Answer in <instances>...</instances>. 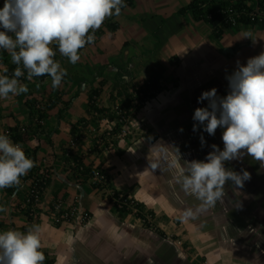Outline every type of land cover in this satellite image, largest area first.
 <instances>
[{
  "label": "crops",
  "instance_id": "crops-1",
  "mask_svg": "<svg viewBox=\"0 0 264 264\" xmlns=\"http://www.w3.org/2000/svg\"><path fill=\"white\" fill-rule=\"evenodd\" d=\"M189 1L134 0L133 6L114 16L118 29L114 32L105 30L94 43L79 50L80 60L75 65L53 46L57 53L54 59L68 74L91 80L101 66L105 68L92 83H82L78 96L73 98L77 84L63 79L56 88L61 100L47 110L48 117L41 122V131H35L19 142L23 150L28 149L31 153L35 150L36 164L47 161L50 181L43 190L37 215L32 221H28L23 212L29 180L21 178V185L11 194L0 189V206L5 208L0 212V230L24 231L30 225H39L41 251L54 260L52 264H196L198 257H202L205 264H264V238L259 240L256 236L263 233L264 226L260 220L258 225L251 224L258 217L257 211L264 210V201L252 204L250 193L254 190L247 184L248 180L242 188L227 182L222 200L214 206L201 208V201L186 195L180 185L175 184L172 170L166 161L158 158V148L152 147L157 142L172 145L179 149L181 160L187 161L186 155L202 153V147L194 146L188 139L197 141L200 132L199 123L192 117L196 108L203 107L202 101L198 103L197 100L203 92L204 82L220 74L228 75L229 66L235 65L236 60L241 62L243 58L246 64L248 58L264 52V37H245L227 45L224 37L229 31L215 39L209 24L194 20L190 14H174ZM3 3L4 0H0V8ZM119 31H125V36L116 41ZM127 41L132 42L130 49L123 50L124 55L118 57V49ZM238 44L242 46L239 50L235 49ZM171 58H176L174 66ZM117 67H127L134 82L142 73L144 79L151 69L161 67L164 69L161 82L174 73L177 85L147 100L131 117L129 121L140 135L131 138L127 133L129 142L110 143L107 148L105 143L109 138L105 140L104 134H109L113 121L88 108L87 94L91 87L97 86L98 80L105 79L97 105L114 111L121 102L119 98L113 104L110 97L111 94L119 96L112 89ZM3 69L4 64H0V73ZM110 75L112 77L108 78ZM21 83L27 85V93L0 99L2 132L17 122L21 125L29 123L24 104L27 97L42 98L52 93L50 78L41 82L33 78ZM109 83L111 85H107ZM138 86L128 85V92ZM12 97H17V102H12ZM69 99L70 105L58 115V110L64 106L62 101ZM81 118L87 124L79 140L73 142L71 129ZM193 124L197 125L196 131H193ZM68 148L78 154L85 165L101 169L119 194L152 210L154 215L149 217L150 223L166 236L145 227L143 220L133 212L114 210L107 197L91 186L92 177L84 181L71 178L62 159V152ZM153 161L159 164L156 170L150 168ZM224 166L236 172L245 170L244 163L225 162ZM58 200L64 205L74 202L89 210L90 220L84 225H55L48 213ZM186 208L193 209L195 216L185 218L183 210ZM187 248L192 252L188 254Z\"/></svg>",
  "mask_w": 264,
  "mask_h": 264
},
{
  "label": "clouds",
  "instance_id": "clouds-1",
  "mask_svg": "<svg viewBox=\"0 0 264 264\" xmlns=\"http://www.w3.org/2000/svg\"><path fill=\"white\" fill-rule=\"evenodd\" d=\"M126 7L125 0H4L0 8V50L8 53L16 67L11 75L7 68L0 73V99L28 92L19 79L25 72L28 81L47 75L51 87L58 88L67 70L54 59L57 53L53 46L75 65L80 60L79 50L94 42L95 32L105 19L119 16ZM243 37L251 38L252 33L245 32ZM226 79L227 95L219 97L216 88L202 92L197 102L207 100L208 105L196 108L192 117L209 135H214L218 127L223 129V150L213 144L204 160L187 161L181 160L177 147L163 142L152 146L158 148V158L172 170L175 184L201 201V208L221 201L227 182L242 188L251 178L246 170L226 169V161L247 154L264 168V52L248 58L245 65L237 61V69ZM196 129L193 124V131ZM35 164L21 143L0 131V189L19 187L21 178ZM149 165L152 170L159 167L156 161ZM4 211L0 206V212ZM183 216L194 217L195 213L186 208ZM40 232L36 224L24 231L0 230V264H44Z\"/></svg>",
  "mask_w": 264,
  "mask_h": 264
},
{
  "label": "trees",
  "instance_id": "trees-1",
  "mask_svg": "<svg viewBox=\"0 0 264 264\" xmlns=\"http://www.w3.org/2000/svg\"><path fill=\"white\" fill-rule=\"evenodd\" d=\"M128 6H133L134 0H125ZM124 9V8H123ZM174 14L184 16L190 14L191 17L196 21H203L211 26L212 36L215 39H220L222 35L229 31H237L240 27L244 28H256L259 30H264V0H190L186 5L178 8ZM113 17L105 19L100 29L95 32V40L101 36L105 30L109 32H114L118 29V23L113 21ZM3 29L0 28V31ZM93 42V43H94ZM125 44V43H124ZM240 44L236 45L237 49ZM0 64H4V68L8 69V75H11L12 71L16 65L11 63V58L7 52L0 50ZM105 66H101L96 75L91 80H87L84 77H78L68 74L63 78L71 80L77 84V89L72 95L73 97L78 96L79 88L82 83L90 82L92 83L98 76H101ZM161 70V67H159ZM4 70V69H3ZM3 72V71H2ZM37 82H41L46 78H50L47 75L34 77ZM162 75L158 69H151L150 73L142 80L141 84L133 91L128 92V85L132 79V74L128 68L117 67L115 78L112 82V89L116 90L120 96L121 102L119 107L124 110V114L127 117H133L137 111L144 105V103L150 98L156 96L159 92L170 87L177 85L174 80L171 85H165L161 82ZM20 81H27V73L19 78ZM105 84V79H100L97 81V86L91 87L87 94V106L90 110L95 111L97 114H101L109 117L111 120H115V123L110 130L109 135L116 133L120 128L122 122L118 120V115L115 111H111L107 107L98 106V97L101 94L102 87ZM120 88V89H116ZM61 100L60 91L58 89H52V93L45 95L42 98H37L34 96L27 97L24 100V104L27 108L29 123L27 125H21L18 122L7 127L10 138L14 142L25 141L28 134H34L35 131H41L42 121L48 117L47 110L52 108L58 101ZM71 99L67 101H62L63 107L58 110V115L63 112L70 105ZM85 119H79L71 129V139L73 142L79 140L83 127L87 122H83ZM25 127L24 131H21V127ZM4 130V131H5ZM3 131V132H4ZM5 133V132H4ZM106 140V138L104 137ZM105 146L109 148V144L106 141ZM67 150L68 153H67ZM26 156L35 160V150L32 153L28 149H24ZM62 159L64 163L68 166L66 170L70 172V177L75 178L78 181H84L90 177L94 178L95 172L103 175V179L100 181L93 179L91 186L101 192L102 196H106L110 206L116 211L129 210L134 213V215L143 220V225L147 228H152L161 236H166L165 232L159 228L153 227L149 221V217L154 215V212L150 209H145L143 203L132 199L124 194H119L117 190L113 187L109 177L101 170L90 165H85L81 157L78 154L73 153L69 148L62 152ZM43 167V168H42ZM42 168V173L39 170ZM51 170L50 167L41 162V164H35L26 176L22 177L25 180H29L26 195L24 198V208L23 212L27 217L28 221H32L30 211L31 208H35L38 211V207L35 204H39L44 188L48 185L50 181ZM39 192L38 203H34L30 195V188L32 182L36 183ZM15 188H6L4 192L6 194H11ZM34 206V207H32ZM36 206V207H35ZM55 225H59L58 223ZM46 257L44 264H52L53 259L49 258L47 253L44 252Z\"/></svg>",
  "mask_w": 264,
  "mask_h": 264
},
{
  "label": "rangeland",
  "instance_id": "rangeland-1",
  "mask_svg": "<svg viewBox=\"0 0 264 264\" xmlns=\"http://www.w3.org/2000/svg\"><path fill=\"white\" fill-rule=\"evenodd\" d=\"M245 32H251L253 38H262V37H264V30H259V29H256V28H245L244 29V27H240V29L237 30V31L229 30V34L224 37L227 45L231 44L232 42H236V41L239 42V41L244 40L245 37H243V36H244ZM124 36H125V31H119L117 33V35L115 36V40L116 41H121L124 38ZM130 45H132V42L127 41V43H125L124 46H122L120 49H118V57L120 55L123 56L124 55L123 54V50L130 49ZM257 46H258V42H257ZM116 50H117V48H116ZM228 55H229V53H228ZM175 59L174 58L170 59V60H172L171 61V65L172 66L175 65ZM241 60L242 61L239 62V64L240 65H245L243 58ZM221 69L223 70V67ZM236 69H237V60L235 61V65L229 66V69L227 70L228 72L225 71L226 73H229L228 75L220 74L218 77L209 79L206 82H204V84H203V92L204 91H208V90H210L212 88H216L217 95L219 97H223V96L227 95V93L229 91V87H228V80L226 79V77L230 76ZM158 70L160 71V73L162 75V73L164 72V69L160 70V68H158ZM169 75H167V76H169V79L167 78L166 81L162 82V84L171 85V83L174 80L177 81V76L174 73H171ZM111 77L112 76L110 75L108 78H111ZM142 77H144L143 73H142L141 77L140 76L138 77V80L136 82L131 81L129 83V85H139V83L141 84V82H142L141 80L143 79ZM107 85H111V84L109 83ZM110 92L111 91H108V94H110ZM110 97L113 100V104L117 101L116 99L120 98L117 94H114V95L111 94ZM15 98H17V97H12L11 101L12 102H17L18 98L17 99H15ZM202 104H203L202 105L203 107H207L208 101L204 100V101H202ZM130 119L131 118L128 117L127 121L122 122L123 124H121L122 125L121 128L122 127L126 128L127 129V133H130L128 135H130V137L132 138L133 135L134 136L140 135L141 132L139 130H136L137 128L129 121ZM112 121H113L112 125H114L115 120L113 119ZM199 127H200V132L197 133V135H198L197 141H195L194 138L193 139L190 138L188 140L191 141L194 144V146L195 145H199V147H202V153H190V154L186 155V157H188L189 161H191L193 159H195V160H204L206 155L209 152L212 151L211 145H213V144L217 145L220 150H223V142H222V139H221V135H222L223 129L218 127L216 129L214 135H209L207 132L203 131V125L199 124ZM96 130H91V132H96ZM31 134L32 133L28 134L27 137L29 135H31ZM104 137L105 138H109L107 140L109 145H110V143L120 142V143H123V144L125 143L126 144L127 142H129V136L118 137L117 134H114V136L111 137V135L108 136V134H104ZM201 137H203V140H204L203 144H201ZM226 162L236 163V164L237 163H244L245 170L247 172H249L250 176H251V178L248 180L247 184H249L252 187L251 189L254 190L253 192H255V193H253V192L250 193L251 194V202H252V204L254 202L263 203L262 201H264V168H261L260 163L258 161L253 160V158L250 157L247 154H244L241 159L232 160V161H226ZM45 164H47V161L45 162ZM252 198H253V200H252ZM257 216L258 217H256L255 219L252 220L251 224L253 226L258 225L257 222L260 220L261 226H264V210L261 211V212L257 211ZM262 232L263 233L258 234V235L255 234L258 237L259 240H262V238H264V230ZM187 251H188V254L192 252V250H190L189 248H187ZM195 262H196V264H205V261H204V259L202 257H198L197 261H195Z\"/></svg>",
  "mask_w": 264,
  "mask_h": 264
},
{
  "label": "built area",
  "instance_id": "built-area-1",
  "mask_svg": "<svg viewBox=\"0 0 264 264\" xmlns=\"http://www.w3.org/2000/svg\"><path fill=\"white\" fill-rule=\"evenodd\" d=\"M114 111L117 113L118 115V120L120 122H125L128 120V117L124 114V110H122L119 107V104L116 105L114 107ZM21 131L25 130V127H21L20 129ZM111 130V129H110ZM110 130L108 132H110ZM6 134L9 135V131L5 130L4 131ZM118 137H124L127 135V129L126 128H121L119 131L116 132ZM69 150H67L68 153ZM43 168V167H42ZM42 168L39 170L40 173H42ZM94 180H101L103 179V175L99 174L98 172H95V176L93 178ZM30 195L33 199L34 203H38V199H39V192L37 189V181L32 182L31 184V188H30ZM38 207V204H35ZM35 206V207H36ZM34 207V206H32ZM37 210L35 208H31L30 211V215L31 217H35L37 215ZM48 216L51 220L52 223H58V224H62V223H75L78 225H84L85 223H87L90 218H91V213L89 210L82 208L80 205H78L77 203H71L68 205H64L61 201H55L52 206L49 208V213Z\"/></svg>",
  "mask_w": 264,
  "mask_h": 264
}]
</instances>
